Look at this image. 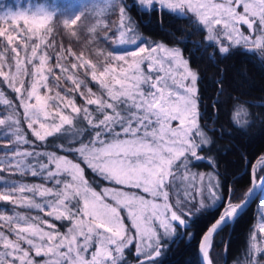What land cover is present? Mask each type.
<instances>
[{
	"label": "snow or ice",
	"instance_id": "obj_1",
	"mask_svg": "<svg viewBox=\"0 0 264 264\" xmlns=\"http://www.w3.org/2000/svg\"><path fill=\"white\" fill-rule=\"evenodd\" d=\"M119 2V45H134L138 50L118 47L113 51L123 54L109 53L103 63L77 56L78 63L71 65L75 72L57 63L56 67L67 74L66 82L71 81L75 87L63 94L57 90L54 95L48 83L53 69L46 68L51 60L49 49L53 47L49 36L54 12L37 6L31 12L8 10L0 14V20L10 25L0 28V77L17 93L28 128L41 142L64 132L65 126L74 129L70 143H61L52 151L38 150L39 146L22 133L18 118L13 119L11 114L0 118V125L11 129L0 134V139L8 140L4 156L0 157V172L14 170L43 181L37 185L5 182L0 201L67 222V231L62 233L45 216L19 212L0 215L7 228L0 230V264H36L32 250L49 257L45 264H124V252L133 244L138 259L144 257L140 264H159L157 258L164 253L168 238L177 228L187 229L189 218L205 207V193L219 209L218 218L200 244L202 264H212L209 249L213 234L233 223L248 207L256 189L264 188V155L252 165V187L239 202L229 199L225 203L219 195L222 185L218 173L188 175L200 162L215 166L213 158L200 154L211 140L198 123V77L189 70L178 49L138 44L129 35L134 33L131 24L124 23L128 5L123 0ZM157 2L161 11L167 8L194 13L207 30L209 46L213 41L218 45L214 54L224 56L233 46L248 43L250 38L240 31V25H247L253 33L259 30L264 37V0H140L141 5L149 6V11L156 10ZM79 19L64 20V29L75 36ZM64 51L74 55L71 50ZM57 58L64 59L60 54ZM81 67L85 74L91 69V80L99 85L98 93L91 88L86 94L81 91L82 86L87 87L76 75ZM21 73L25 79L16 87ZM44 89L48 95L42 94ZM70 93H78L84 104L78 106L76 96ZM0 102L12 107L3 92ZM40 130H44L43 135ZM82 165L111 187L98 193L93 187L95 181L86 179ZM181 170L185 173L182 196L181 186L177 185ZM122 212H126L130 227ZM259 232L264 233V223ZM252 247L260 251L255 244Z\"/></svg>",
	"mask_w": 264,
	"mask_h": 264
},
{
	"label": "trees",
	"instance_id": "obj_2",
	"mask_svg": "<svg viewBox=\"0 0 264 264\" xmlns=\"http://www.w3.org/2000/svg\"><path fill=\"white\" fill-rule=\"evenodd\" d=\"M123 3L132 4L128 12L143 38L156 44L180 49L190 68L198 75L199 123L211 140V144L204 147V151L200 154L213 158L215 166L210 167L207 162H200L194 167L202 172L218 173L217 178L222 185L220 193L225 203L229 199L239 202L251 187L252 165L264 155V47L257 51H244L240 47H233L227 55L222 56L218 52L214 54L218 48L217 44L211 43L209 46L204 33L196 28L191 15L183 18L166 10L161 11L159 7H156L155 11L146 12L137 8L133 0H123ZM67 13L69 11L66 10L54 13L51 22L53 32L49 38L52 40L53 47L49 49L51 60L47 67L53 69L48 81L49 87L53 88L52 92L56 90L54 83H62L60 72L56 67L60 61L57 58L58 54L65 58L69 54L64 50L68 49L76 56H83L85 60L102 62L100 55L106 50V45L99 41L103 35L101 28L96 32L92 31L97 23L96 18L89 19L85 13L78 20L74 28L77 34L76 40L63 27L62 18L66 17ZM116 15L117 12L116 14L110 12L106 15L105 20L108 27L105 31L108 35L115 27L118 17H115ZM78 35H80L79 39ZM85 78L88 80L86 76ZM62 86H64L63 89H58L62 90L61 92L69 90V86L63 84ZM1 88L5 96H12L4 85ZM216 101L219 103H215ZM10 110L13 112L12 109ZM16 111L20 113L19 109ZM241 113H243L244 122L239 126L234 123V117ZM7 114L8 110L5 112V108L0 105V118L6 117ZM24 127L22 126V130H26L27 138L39 146L38 150L46 151L54 150L61 143H70L67 138L71 136V130L74 131L72 127L71 130L66 127L64 132L41 142L36 140L33 133L27 132L28 129ZM7 143V139H0V157L4 156L2 151ZM82 167L86 169V179L90 182L95 181L93 184L95 188L107 185L87 169L86 165ZM11 173V171L0 172V180L6 182L5 179L10 178L17 184L27 183L29 185L42 183L40 177ZM4 190H6L5 183H0V191ZM258 199L234 223L226 226L213 237L209 251L212 264H250V262L254 264L255 261L264 264V256L257 254L252 247L255 243L253 235L256 228ZM0 207L7 209L9 204L1 203ZM12 209L16 211L17 208L12 207ZM17 211L22 210L17 209ZM28 213V216H36L32 210ZM218 216V208L195 211L184 238L175 245H169L162 254L159 264H200L198 259L200 240ZM50 222L54 223L62 233L67 226V222ZM4 228L6 226L0 230L5 231ZM178 232L180 235V230ZM187 238L190 239L186 240ZM135 261L132 264H135Z\"/></svg>",
	"mask_w": 264,
	"mask_h": 264
},
{
	"label": "rangeland",
	"instance_id": "obj_3",
	"mask_svg": "<svg viewBox=\"0 0 264 264\" xmlns=\"http://www.w3.org/2000/svg\"><path fill=\"white\" fill-rule=\"evenodd\" d=\"M133 2H134L133 4L137 8H140V10L143 9L142 11H146V12L149 11L148 10L149 6L141 5L140 4V0H133ZM169 2H175V0H169ZM193 2L194 3L195 2H200V0H193ZM123 4H125V3H123ZM37 6L44 7L45 9H47V10H49L51 12H54V13H56L58 11L61 12L62 10L69 11V13H67V16L62 18L63 22L66 19H73L75 17H79L81 19V17H83V15L85 13H87L89 19H91L93 17L96 18L97 23H95L96 25H95V27L93 29H95V32H96L97 29L101 28V31H102L103 35L99 38V41H100V43H103V45H106V47H105L106 50H104L102 52L103 55H100L101 59H102L101 63H103L104 56H107L109 53H112V55L123 54V52H119V51L114 52L113 51V49H116L118 47L119 48H128L129 50H138V49H136V46H134V45H119L120 33H119V31H117V29L121 25L120 7L122 6L121 3L119 2V0H32V2H30V0H0V14H2L4 11H8V10H12V11L28 10L29 12H31ZM156 7L161 8V6H160V4L158 2L156 3ZM131 8H132V4L131 5L128 4V7L125 10V21H124L125 24L130 23L131 27L134 29V33H129V35H132L133 38L137 39L138 44H140L141 46H145V45L155 46V45H158L156 43H153V42L143 38L140 35V33L138 32V30L136 28V25H135L133 19L129 15L128 11ZM164 10H166V11H168V12L174 14V15L183 17V18H186L187 15H191L194 18V22L196 24V28L201 30L204 33L206 41L208 42V40H207V30H206V28H204V26L202 24L199 23L198 18L196 17V15L194 13L188 12V11L180 12L179 10L173 11V10L167 9V8H165ZM240 11L242 12L243 9L241 8ZM110 12L111 13L114 12V14H116V12H117V15L115 17H117V16L118 17H117V21H116L114 29L111 30L112 33H110L108 35V33L105 31V29L108 27L105 19H106V15L108 13H110ZM19 23H20V25H23V21L22 20ZM75 26H77V25H75ZM9 27H10V25L8 23L0 20V28L7 29ZM239 27H240V31L243 32L250 39H249L248 43H246V44L242 43L239 46H233V47H240L244 51H257V50H262L263 49V47H264V37L261 36V32L259 30H257L255 33H253V31L251 29H249L247 27V25H240ZM124 30L126 31V29H124ZM76 35L72 36V37L77 40V36ZM221 35H223L222 32H221ZM105 36H108V39H104ZM79 37H80V35H78V39H79ZM211 43L215 44V41H213ZM224 43L228 44L229 41L227 39H225ZM258 43H259V46H258ZM165 47L166 48H170V47H167V46H165ZM170 49H173V48H170ZM174 49H178V48H174ZM178 50L181 52L180 49H178ZM160 55L163 56V53H161ZM21 56H23V53H21ZM76 57L77 56L75 54L74 55H68L64 59H60V61L58 63L66 64V66L69 69H71V65L73 63H78V61L76 60ZM181 58L183 60L187 61L183 57L182 52H181ZM86 60H88V59H86ZM129 60H131V57H129ZM95 61L96 60H93V62H95ZM188 66H189V63H188ZM144 67H145V70H147L146 66H144ZM46 68H47V66H46ZM58 70H59L61 78H62L61 79L62 83H60V82L54 83V87L56 88V90L54 89V92H51L52 95H54L55 92L59 88L63 89L62 87H64V86H62V84L69 86L68 89H71V88L75 87L71 83V81L66 82V75L67 74L62 73L59 68H58ZM189 70L194 72V70H192V68H190V66H189ZM13 71H14V69H13ZM71 71L75 72L74 69H71ZM76 75H77V77L79 79H83L84 80V79H86L85 76L88 78V80L87 79L84 80L85 84L87 85V87H83L82 86V88H81V91H83L85 94L87 93L88 88H91L93 92H96V93L99 92V85L91 80V69H89L88 73L85 74L84 68L81 67L79 72L76 73ZM49 77H50V75H49ZM197 77H198V75H197ZM24 79H25V77H24L23 73H21L17 77L16 87H19L20 86L19 81L20 80H24ZM88 84H90V85H88ZM2 85H4L7 88V90H9L10 93L12 94L11 97H7V96L4 95L5 99H8V100L12 101V107H9L8 105L0 102V105L5 108V112H6V110H8V114L6 116L11 114L13 116V119L18 118L21 121L20 127H21V131H22V133L24 135H26L25 134L26 130L25 131L22 130V126H25L24 128L28 129L27 132L31 131V134H32L33 133L32 129L28 128V122L24 119V109H23V107L19 106L20 105V101L17 99V93L14 92L12 90V88H10L8 86V83L3 80V77H0V92H2V88H1ZM197 87H198V85H197ZM60 91H62V90H60ZM64 91H67V90H64ZM63 92H61V93L63 94ZM42 94L43 95H48L49 94L48 90L44 89L42 91ZM72 94L75 95L76 98L78 99V100L76 99V102H77L78 106L84 104V100L79 96L78 93H70V95H72ZM32 102L34 103L35 101L33 100ZM16 108L20 110V113H17L18 111H16L17 110ZM10 109H12L13 112ZM14 109H15V112H14ZM50 111H51V109H50ZM58 122L59 121L57 120V123ZM239 122H242V123H239ZM243 122H244L243 113L239 114V116H235L234 117V123H236L237 125L240 126V125L243 124ZM84 123L86 124V122H84ZM198 123H199V121H198ZM199 125H200V123H199ZM77 126L80 127V125H77ZM66 127L71 130V126H65V128ZM200 127H201V125H200ZM36 128L37 129L39 128V124L38 123L36 125ZM201 130L205 133V130H203L202 127H201ZM10 131H11V129H9L7 127V125H0V134L9 133ZM40 131H41V134L43 135L44 134V130H40ZM72 132H73V130H71V133H70L71 136L67 138L68 142H71V140H72ZM10 137L12 138V140L15 139V137H12V136H10ZM79 138H80L79 136L76 137V139H79ZM195 139L197 140V142H199V137H195ZM208 145L209 144H206L204 147H207ZM4 151H6L5 148L2 151L3 154H4ZM9 155H11V153H9ZM10 171L12 172L11 174H18V173H15L14 170H10ZM191 172H198L199 173V172H202V171L196 169L195 167H192L190 172L188 173L189 176H190ZM212 172H214V171H212ZM184 175H185L184 171L181 170V172L178 174L179 178L177 179V185L181 186V196L183 195L182 182H183ZM98 178L100 180H102L100 177H98ZM197 179H199V178L197 177ZM5 180H6L7 183H11L12 182V180L10 178L9 179H5ZM104 182H106V181H104ZM0 183H5V181L4 180H0ZM42 183H43V181H42ZM106 183H107L106 186L105 185H101L98 188H95L94 186L93 187L99 193L104 188L111 187V185H109L108 182H106ZM205 183H207L206 180H205ZM219 195H221L220 190H219ZM175 199H176V197H175V195H173V197H172V202L173 203L175 202ZM199 199L200 198L197 197V201H199ZM1 203L9 204V208H7V209L6 208H2L1 209V207H0V215L12 216L14 214V212H18L17 209H20L22 211H20L19 213L23 214V215H28L29 214L28 211L32 210V212L36 213V215L45 216V213L43 214L42 212H38V210H35V209H27V208H24V207H20L18 205H13V204H11L9 202H5V201H0V204ZM204 203H205V207L200 208L199 211L206 210L207 208L208 209L215 208V206L213 205L212 200L207 199V193H205ZM197 206L199 207V204ZM12 207L17 208L16 211H14L12 209ZM9 209H11V210H9ZM5 211H6V213H5ZM199 211H197V212H199ZM122 216L125 219L126 225H128L130 227V221H128V219H127L126 212H122ZM192 217H194V216H191L189 218V224L191 223ZM262 217H264V190L262 191V193H261V195H260V197H259V199L257 201V220H256V228H255V237H256V239H255V243H254L256 245V248L260 249V251H257L256 249H254L255 252L257 254H260V255L264 256V233L259 232V226L262 223H264V220L261 219ZM45 218L48 219L49 221H56V220H54L53 217L45 216ZM0 226H3V227L6 226L5 222L4 221H0ZM3 227H0V228H3ZM45 228L47 230L46 226H45ZM56 228H57V226H56ZM4 229H5V231L7 230V228H4ZM65 231H67V226L64 229V232ZM182 239L183 238L180 237L178 229H177L176 232L172 236H170L168 238V240L166 242L165 250L169 247V245L170 246L171 245H175L176 243H179L180 240H182ZM189 239L190 238H187L186 240H189ZM25 247H27V245H25ZM209 251H210V249H209ZM31 256L34 259V261L36 262V264H45V261L49 259V257L44 255L43 252L41 253V255H36L35 250L31 251ZM161 256L157 258L159 262L161 261L160 260ZM122 259H123L124 264H132L134 260H136L135 264H140V261L143 260L144 257L140 256L139 259H138L136 245L133 244V245H131L129 248H127L125 250L124 256L122 257ZM243 264H247V263H243Z\"/></svg>",
	"mask_w": 264,
	"mask_h": 264
},
{
	"label": "water",
	"instance_id": "obj_4",
	"mask_svg": "<svg viewBox=\"0 0 264 264\" xmlns=\"http://www.w3.org/2000/svg\"><path fill=\"white\" fill-rule=\"evenodd\" d=\"M251 187H252V182H251ZM263 189L264 188H257L256 189V192L254 193V195H253V198H252V200L250 201V203H249V205H248V207L240 214V216L245 212V211H247L255 202H256V200L258 199V197L260 196V194L262 193V191H263ZM239 216V217H240ZM238 217V218H239ZM237 218V219H238ZM236 219V220H237ZM235 220V221H236ZM234 221V222H235ZM233 222V223H234ZM230 224H232V223H230ZM229 224V225H230ZM225 228V227H224ZM224 228H222L221 230H223ZM177 229H179L180 230V232H181V235H180V237L181 238H184V235H185V231L186 230H188L189 229V227L187 228V229H184V228H182V227H180V228H177ZM221 230H219V231H217L216 233H214L213 234V237L218 233V232H220ZM206 233V232H205ZM204 233V234H205ZM204 236V235H203ZM203 236H202V238H201V240H200V243H199V247H198V259H199V262H200V264H202V260H203V254L201 253V251H200V244H201V242H202V240H203ZM213 237H212V239H213Z\"/></svg>",
	"mask_w": 264,
	"mask_h": 264
}]
</instances>
